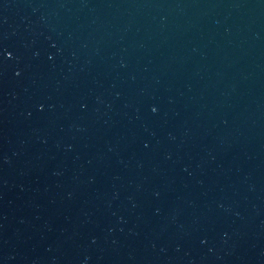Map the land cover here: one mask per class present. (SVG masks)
<instances>
[{"label":"water","instance_id":"95a60500","mask_svg":"<svg viewBox=\"0 0 264 264\" xmlns=\"http://www.w3.org/2000/svg\"><path fill=\"white\" fill-rule=\"evenodd\" d=\"M198 94L252 264H264V0H160Z\"/></svg>","mask_w":264,"mask_h":264}]
</instances>
